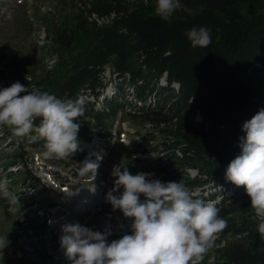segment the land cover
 <instances>
[{
  "label": "trees",
  "instance_id": "trees-1",
  "mask_svg": "<svg viewBox=\"0 0 264 264\" xmlns=\"http://www.w3.org/2000/svg\"><path fill=\"white\" fill-rule=\"evenodd\" d=\"M181 3L193 14L178 10L166 22L154 14L155 0H86L84 13L54 29L52 41L65 75L50 94L80 102L79 131L92 130L100 140L111 137L120 113L129 122L156 128L159 141L152 145L154 134H146L144 145H138L147 146L144 152L153 157L156 179L182 182L194 199L213 202L227 221L221 236L231 240L212 246V261L207 262L211 255L206 254L201 264H264V236L258 233V222L246 218L254 212L250 199L243 186L225 178L227 165L240 153L243 123L264 110V13L257 11L264 0ZM91 14L114 17L98 26L88 19ZM192 27L211 30L207 48L191 45L186 33ZM105 70L114 92L100 100ZM25 79L18 82L33 90L34 79ZM82 95L91 99H80ZM33 133L24 136V145L43 147L41 137H27ZM89 156L77 151L67 158L82 161ZM22 157L15 155L14 162ZM33 179L28 191L43 186ZM208 187L212 191L203 196ZM17 195L19 205L14 206L23 222L15 221L23 225V235L50 238L54 244L53 230L31 194Z\"/></svg>",
  "mask_w": 264,
  "mask_h": 264
},
{
  "label": "rangeland",
  "instance_id": "rangeland-1",
  "mask_svg": "<svg viewBox=\"0 0 264 264\" xmlns=\"http://www.w3.org/2000/svg\"><path fill=\"white\" fill-rule=\"evenodd\" d=\"M85 1L0 0V88L9 87L24 77L26 81L34 79L33 89L49 93L57 89L59 81L65 75V68L61 69V54L52 41L54 29L72 15L80 14V11L84 13ZM257 11L264 13V6H260ZM103 78L105 88L100 100L103 96H112L114 92V81L110 82L109 78L112 77H109L107 70L104 71ZM31 87L30 84L29 88ZM80 99L91 98L82 95ZM96 108H101L100 104ZM112 129L111 137L103 140L98 139L92 130L78 133L81 141L78 152H90L93 160L97 155L102 157L93 180L91 175H80L79 168L83 160L45 158L42 155L44 146H26L23 143L24 137L15 136L9 126H0V236L6 234V239L10 242L3 249L0 264H71L60 244V238L64 234L62 226L66 224L79 223L101 232L108 228L112 232L108 237L109 241L118 239L123 234H130L131 220L125 218L120 210H113L106 200V194L114 187L113 168L124 165L133 175L139 172L151 173V178L156 179L153 157L150 158L149 152H144L147 146L139 148L138 145H144L142 136L146 134H154L152 145L162 136L157 134L156 128L147 123L129 122L121 113L114 119ZM27 137L33 139L40 135L35 132ZM18 154L23 157L17 164L14 161ZM190 173L193 175L195 170ZM34 177L39 178L43 186L28 191ZM4 190L14 194H31L33 202L40 206L38 213L47 218V226L53 230L56 238L54 244L50 238L39 239L29 234L23 235V225L18 226L15 221L22 224L23 217L3 197ZM122 191L121 188L113 194L119 195ZM210 191L211 187L206 188L203 196ZM140 198L143 200V195ZM246 218L252 223L259 221L255 210ZM221 234L218 233L216 237H221L226 242L231 240L230 235L223 237ZM206 254L214 256L213 247Z\"/></svg>",
  "mask_w": 264,
  "mask_h": 264
},
{
  "label": "clouds",
  "instance_id": "clouds-1",
  "mask_svg": "<svg viewBox=\"0 0 264 264\" xmlns=\"http://www.w3.org/2000/svg\"><path fill=\"white\" fill-rule=\"evenodd\" d=\"M178 10L193 14L181 0H155L154 14L163 21L169 22ZM186 36L193 47L212 43L206 27H192ZM82 114L80 102H66L39 89L29 91L20 82L0 88V126L11 127L17 137L37 132L44 140L45 158H66L80 150ZM241 130L245 135L240 138V153L227 165L225 178L244 187L259 217L258 233L264 236V110L244 122ZM101 159L86 157L80 175L94 180ZM112 174L114 187L106 200L131 220L130 234L109 241L108 228L101 232L79 223L63 225L60 244L71 264H201L216 235L227 227L220 209L194 199L182 182H162L152 179L151 173L133 175L124 165L114 166ZM121 188L119 195L113 194ZM3 197L19 205V195L4 190ZM9 243L6 234L0 236V260Z\"/></svg>",
  "mask_w": 264,
  "mask_h": 264
},
{
  "label": "built area",
  "instance_id": "built-area-1",
  "mask_svg": "<svg viewBox=\"0 0 264 264\" xmlns=\"http://www.w3.org/2000/svg\"><path fill=\"white\" fill-rule=\"evenodd\" d=\"M113 15L111 16H106V17H103L101 16L100 18L97 17L95 14H91L88 19L90 21H94L98 26L100 25H108L110 23V21L113 19Z\"/></svg>",
  "mask_w": 264,
  "mask_h": 264
}]
</instances>
